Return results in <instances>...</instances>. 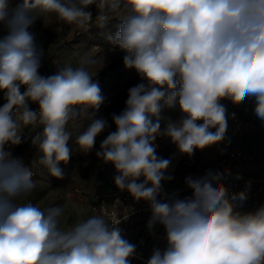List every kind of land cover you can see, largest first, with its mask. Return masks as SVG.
Listing matches in <instances>:
<instances>
[{
  "label": "clouds",
  "instance_id": "1",
  "mask_svg": "<svg viewBox=\"0 0 264 264\" xmlns=\"http://www.w3.org/2000/svg\"><path fill=\"white\" fill-rule=\"evenodd\" d=\"M9 3L0 0L6 29L0 37V264H131L136 253L120 219L91 215L65 228L62 207L42 209L28 199L37 187L32 165L63 178L59 165L73 151L70 121L88 115L75 138L84 154L110 127L96 116L105 97L87 67L95 60L85 54L76 66L40 74L45 52L28 29L52 15L85 30L117 20L106 38L139 77L123 110L111 114L116 130L95 154L114 166L119 190L148 203L149 232L157 225L165 230L167 246L154 248L147 264H264V205L240 210L250 183L230 192L224 183L229 170L209 169L185 177L190 196L161 195L162 181L172 177L155 143L170 139L192 157L223 142L230 117L222 100L238 105L252 99L264 121V0H22L12 9ZM177 108L178 120L162 115ZM29 126L41 130L32 140L35 156L25 164L5 146L20 144Z\"/></svg>",
  "mask_w": 264,
  "mask_h": 264
},
{
  "label": "rangeland",
  "instance_id": "2",
  "mask_svg": "<svg viewBox=\"0 0 264 264\" xmlns=\"http://www.w3.org/2000/svg\"><path fill=\"white\" fill-rule=\"evenodd\" d=\"M20 3L22 0H10L9 8H15ZM92 11L95 14L94 8ZM110 23L115 24L117 20H112ZM94 27L96 26L92 25L86 30L79 29L74 25L57 21L52 15L43 18V21L39 19L35 29L29 31L45 52L39 69L42 76L55 74L59 66L67 63L76 66L77 62L87 54L96 61L94 65L87 67L94 81L99 82L102 95L105 97L96 116L106 118L110 127L96 138L95 147L91 152L84 154L75 145L76 136L88 125V115L82 113L68 125L72 133L69 146L73 151L69 162L67 164L61 162L59 165L63 170V178L51 177L43 166L32 165L37 187L28 199L42 209L62 207L64 209L62 227L65 228L71 227L80 218L96 215L89 207L88 194L97 191V187L103 183L108 181L114 183V177L117 175L114 166L97 158L95 153L109 132L116 130L111 114H118L123 110L128 89L139 82L135 71L125 68L123 63L125 53L119 47L90 43L81 36L85 34L86 38H92L90 30ZM5 34L6 29L0 24V37ZM4 102L3 93H0V106ZM221 103L226 106L230 119L225 140L218 145L196 150L192 157H188L182 155L170 139L158 137L155 141L158 145V156L170 161L165 173L166 176L172 177L167 181L169 186L185 190L186 176L198 177L209 169L214 171L215 159L224 154L230 146H236L244 151L246 158L240 165L242 173L264 174V121L258 119L254 113L255 101L246 98L238 105L228 100H222ZM233 113H235L234 117H232ZM162 115L178 120L181 113L178 108L165 109ZM35 135L36 133L31 134L29 139H23L16 145L15 157L21 158L25 164H29L35 156V145H32ZM172 154L175 155V159L171 158ZM173 160H176V164L172 167Z\"/></svg>",
  "mask_w": 264,
  "mask_h": 264
},
{
  "label": "built area",
  "instance_id": "3",
  "mask_svg": "<svg viewBox=\"0 0 264 264\" xmlns=\"http://www.w3.org/2000/svg\"><path fill=\"white\" fill-rule=\"evenodd\" d=\"M31 108L36 109L37 105L31 104ZM39 132L40 127L32 128ZM244 151L236 146H230L224 154L215 159L214 171L224 172L229 170L231 175H226L224 183L230 192H240L248 188V199L244 202L242 211H255L259 206L264 205V174L249 175L244 174L240 170L241 163L245 160ZM33 171V169H32ZM34 173V172H33ZM240 179H237V176ZM168 180L162 181V193L172 194L178 192L181 198L190 196V190L176 189L167 184ZM89 207L96 215H103L105 219L111 221L113 219L121 220L118 225L124 231L130 230L138 223L148 222L151 212L146 201L134 200L127 191L112 190L107 192L93 191L88 194ZM128 217L126 220L124 217Z\"/></svg>",
  "mask_w": 264,
  "mask_h": 264
},
{
  "label": "crops",
  "instance_id": "4",
  "mask_svg": "<svg viewBox=\"0 0 264 264\" xmlns=\"http://www.w3.org/2000/svg\"><path fill=\"white\" fill-rule=\"evenodd\" d=\"M33 133L37 134L34 129H23L21 140L29 139L31 137V134ZM5 147L6 150L11 152L12 156L15 157L14 151L16 149V145H6ZM112 190H119L116 187L115 182L111 183L110 181H108L97 187V191L100 192H107ZM122 234L125 239L136 246V253L131 258V264H147V261L151 257L154 248H160L161 250H163L167 246L165 230L163 226L160 225H157L154 228L153 232L150 233L147 229V222L138 223L130 230L124 231Z\"/></svg>",
  "mask_w": 264,
  "mask_h": 264
},
{
  "label": "trees",
  "instance_id": "5",
  "mask_svg": "<svg viewBox=\"0 0 264 264\" xmlns=\"http://www.w3.org/2000/svg\"><path fill=\"white\" fill-rule=\"evenodd\" d=\"M39 19L35 21V23L28 29V31H33L35 27L38 25ZM116 24L117 23H109L108 26L104 29H100L98 27H94L93 29L90 30L92 34V38H86L85 34H81V36H84L86 40H88L90 43H96V44H104L107 47H118V46H113L107 37L108 33H114L116 30Z\"/></svg>",
  "mask_w": 264,
  "mask_h": 264
},
{
  "label": "bare ground",
  "instance_id": "6",
  "mask_svg": "<svg viewBox=\"0 0 264 264\" xmlns=\"http://www.w3.org/2000/svg\"><path fill=\"white\" fill-rule=\"evenodd\" d=\"M171 158H172V159H175V155L172 154V155H171ZM175 164H176V160H173L172 167H173ZM167 174H168V173H167Z\"/></svg>",
  "mask_w": 264,
  "mask_h": 264
}]
</instances>
